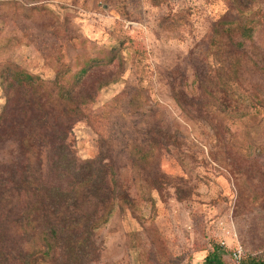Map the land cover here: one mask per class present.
<instances>
[{"label": "rangeland", "instance_id": "rangeland-1", "mask_svg": "<svg viewBox=\"0 0 264 264\" xmlns=\"http://www.w3.org/2000/svg\"><path fill=\"white\" fill-rule=\"evenodd\" d=\"M237 15L255 26L250 44L257 64L244 68L245 95L238 101L252 111L253 96L264 105V0H0V113L24 116L21 105L32 102V89L15 83L18 72H30L50 88L58 71L72 79L83 57L102 47L117 46L121 56L81 79L83 94L90 96L84 116L70 121L63 110L47 114L49 125L62 123L51 128L58 139L52 136L32 165L41 167L45 182L53 177L52 157L61 152L53 146H65L70 152L64 154L80 160L111 152L107 162L127 188L130 205L115 206L93 233L92 255L80 264H204L215 245L223 248L225 264H239L231 260L237 248L245 257L264 259V120L217 123L200 117L195 104L183 111L172 97L174 90L190 95L192 88L197 99L195 76L209 73L214 62L213 28ZM176 129L184 136L179 150L159 148L145 161L131 155L134 147L150 149L155 130ZM14 130L19 137L17 124ZM249 144L253 162L247 159ZM15 149L17 142L9 140L3 156L13 157L9 164L20 156L25 166L26 157ZM12 232L5 241L24 247L22 234Z\"/></svg>", "mask_w": 264, "mask_h": 264}, {"label": "trees", "instance_id": "trees-1", "mask_svg": "<svg viewBox=\"0 0 264 264\" xmlns=\"http://www.w3.org/2000/svg\"><path fill=\"white\" fill-rule=\"evenodd\" d=\"M213 29V66L202 77L195 76L198 84L194 88L199 96L195 100V91L191 88L188 90L190 95L184 90H174L172 97L183 111L195 104L200 117L217 123L216 119L224 123L235 118L233 125L243 122L242 125L250 126V122L253 124L262 118L260 124L264 120V105L257 96H253L256 103L252 111L242 110L238 103L245 95L240 92L241 74L250 62L255 67L257 64L253 61L250 44L254 41L255 26L247 25L237 15L236 19L219 21ZM236 36H239V42L234 41ZM120 58L117 46L102 47L97 55L92 54L89 59L83 57L82 64L76 65L79 69L73 73L72 79L63 74L64 70L58 71L50 88L30 72L16 73V85L30 87L33 99L31 103L25 101L21 105L20 111L24 116L10 117L5 110L0 113V264H47L52 259L55 262L61 260L55 264H80L82 258L92 255L93 233L109 221L115 206L130 205L127 188L120 182L113 163L107 162L111 152L102 151L94 158L80 160L64 154L65 146H53L52 141L53 149L61 152L59 156L52 157L51 181L43 182L39 176L41 167L32 166L35 159L43 154L42 147L46 143L51 144V128L62 124L55 120L54 125H49V112L63 110L72 118L70 121L84 116L82 107L90 96L83 94L81 79L90 69L106 68ZM107 83L104 80L100 85ZM52 91L56 94L53 95ZM14 123L18 125L19 137L15 135ZM220 123L229 129L228 124ZM151 137L148 151L142 152L134 147L130 152L135 159L151 160L159 148L168 153L173 152L171 148L179 150L184 140L177 129L172 133L155 130ZM53 139L58 138L53 136ZM9 140L17 142L19 152L15 151L18 156L26 157L25 166L21 165L20 156L17 157L18 163L10 164L8 161L13 157L3 156ZM254 151L253 145L249 144L247 159L250 162H253L250 155ZM178 159L182 163V159ZM23 169L26 175L18 176ZM144 170H149V167ZM140 174L144 176L143 172ZM19 202L23 203L21 212L10 219V213ZM34 217L41 220L40 223H36ZM11 229L14 234H22L27 242L24 247L15 246L12 240L5 241ZM204 264H225L223 248L215 245L205 256ZM241 264H264V259L257 255L243 256Z\"/></svg>", "mask_w": 264, "mask_h": 264}, {"label": "built area", "instance_id": "built-area-1", "mask_svg": "<svg viewBox=\"0 0 264 264\" xmlns=\"http://www.w3.org/2000/svg\"><path fill=\"white\" fill-rule=\"evenodd\" d=\"M242 251H243V250H242L241 248H237V249H235V250L232 252V254H231V260H232L233 262H236V263L241 264V260H242L243 255H244Z\"/></svg>", "mask_w": 264, "mask_h": 264}]
</instances>
